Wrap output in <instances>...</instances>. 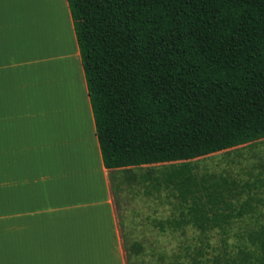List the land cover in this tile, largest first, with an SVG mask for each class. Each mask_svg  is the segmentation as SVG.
Listing matches in <instances>:
<instances>
[{"label": "trees", "instance_id": "1", "mask_svg": "<svg viewBox=\"0 0 264 264\" xmlns=\"http://www.w3.org/2000/svg\"><path fill=\"white\" fill-rule=\"evenodd\" d=\"M66 1L103 166L178 164L151 184L177 200L159 229L227 236L256 214L235 256L209 263L198 247L190 264H264L263 199L251 205L250 184L198 179L190 164L264 139V0Z\"/></svg>", "mask_w": 264, "mask_h": 264}, {"label": "crops", "instance_id": "2", "mask_svg": "<svg viewBox=\"0 0 264 264\" xmlns=\"http://www.w3.org/2000/svg\"><path fill=\"white\" fill-rule=\"evenodd\" d=\"M52 1L78 77L75 119L37 103L28 36L12 0H0V264H128L116 199L124 170L103 166L67 1ZM47 2L25 1V23L27 8Z\"/></svg>", "mask_w": 264, "mask_h": 264}, {"label": "rangeland", "instance_id": "3", "mask_svg": "<svg viewBox=\"0 0 264 264\" xmlns=\"http://www.w3.org/2000/svg\"><path fill=\"white\" fill-rule=\"evenodd\" d=\"M25 1L30 7V0H12L13 17L20 24L21 39L25 34L28 36L29 58L35 64L37 103L42 98L43 104L46 108L50 106L55 118L66 115L75 119L78 111V77L68 65L63 50L61 10L52 0L44 3L40 11L35 9L31 12L27 8L25 23L22 11ZM33 71L30 74H34ZM66 162L69 167L68 153ZM190 164L198 179L228 177L239 185L250 184L247 190L253 196L250 204L255 205L256 199H263L258 207L264 213V139L192 160ZM177 167L178 164L150 165L117 175V179L122 180L121 188L116 191V199L128 264H190V256L198 247L207 253L202 261L207 259L211 263L217 254L235 256L241 248L239 237L243 228L247 226L252 229L257 215L249 213L235 220L227 236L217 230L201 233L189 227L180 232L167 225L160 230L159 223L165 224L177 218V200L164 186L157 192L151 184L153 178L162 179L165 172ZM254 183L256 186H253ZM246 199L245 192L233 199V203L238 206Z\"/></svg>", "mask_w": 264, "mask_h": 264}, {"label": "bare ground", "instance_id": "4", "mask_svg": "<svg viewBox=\"0 0 264 264\" xmlns=\"http://www.w3.org/2000/svg\"><path fill=\"white\" fill-rule=\"evenodd\" d=\"M87 124V123H86ZM89 129V128H88Z\"/></svg>", "mask_w": 264, "mask_h": 264}]
</instances>
